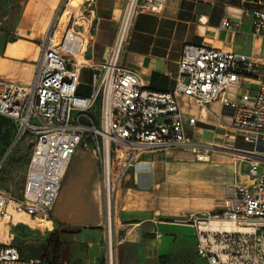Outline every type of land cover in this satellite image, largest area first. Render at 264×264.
Segmentation results:
<instances>
[{"label": "built area", "instance_id": "obj_1", "mask_svg": "<svg viewBox=\"0 0 264 264\" xmlns=\"http://www.w3.org/2000/svg\"><path fill=\"white\" fill-rule=\"evenodd\" d=\"M71 0H63L47 34L40 42V55L32 86L0 80V116L15 124L16 145L29 138L32 151L20 198L0 188V218L8 206L32 218L49 215L57 202L68 168L77 150L95 146L100 156L104 212L113 216L117 187L142 154L167 150H194L205 161L214 150L228 152L237 167V180L227 188L221 209L196 214L188 222L197 231L196 251L208 264H264V60L218 50L212 46L183 47L179 72L172 89L146 88L140 77L121 66L123 45L135 13L160 14L167 0H127L107 59L97 66L85 59L96 0H82L78 10L63 18ZM254 36L264 37V11H253ZM222 27L236 30L225 20ZM84 69L94 74L89 97L77 93ZM255 83L244 90L240 102L232 100L242 79ZM188 98L199 108L213 102L231 108V120L222 123L225 139L241 138L247 148L200 142L190 137L179 100ZM96 113V116L94 114ZM12 146V147H13ZM12 148L0 155V174ZM116 161L113 175L112 163ZM242 179V180H240ZM210 220L227 221L251 232L211 233L202 230ZM8 224L13 225L12 222ZM10 242L1 241L0 264H66L53 258H26ZM106 242L110 264L114 241ZM228 256L224 260L222 254Z\"/></svg>", "mask_w": 264, "mask_h": 264}, {"label": "crops", "instance_id": "obj_2", "mask_svg": "<svg viewBox=\"0 0 264 264\" xmlns=\"http://www.w3.org/2000/svg\"><path fill=\"white\" fill-rule=\"evenodd\" d=\"M62 1L26 0L14 30V39L0 44V80L32 86L40 55L39 44ZM126 1L96 0L94 13L87 18L90 39L85 59L89 62L99 66L107 59ZM72 9L70 13H73ZM255 10L264 11V0H167L160 14L135 13L123 45L121 66L137 74L146 88L166 92L174 86L181 52L187 44L212 46L262 63L264 37L253 34ZM225 20L236 25V30L224 29L222 23ZM62 25H65L64 18ZM85 73L90 76L91 92L85 96L89 97L93 92V76L102 71L84 69L81 79ZM81 87L80 80L77 93ZM246 89L254 91L255 83L244 78L239 89L231 91L229 97L240 102L239 95ZM179 105L184 119L197 120L195 126H186L193 139L227 147H248L241 138L225 139L223 136L221 126L231 120L234 113L231 108L219 102L199 108L188 98L180 99ZM12 125L11 153L16 136L15 124ZM196 154L189 149L148 152L128 170L117 187L112 216L114 227L135 235L127 243L139 244V236L150 233L155 235L154 240L142 244L160 246L169 230L184 226L195 228L188 224L190 217L223 207L227 188L237 180V167L231 155L214 150L208 159L198 161ZM53 208L57 223L102 227L105 218L102 175L100 156L94 145L91 148L81 146L77 150ZM122 251V248L117 251L115 248V257H120ZM62 254L61 250L59 255Z\"/></svg>", "mask_w": 264, "mask_h": 264}, {"label": "rangeland", "instance_id": "obj_3", "mask_svg": "<svg viewBox=\"0 0 264 264\" xmlns=\"http://www.w3.org/2000/svg\"><path fill=\"white\" fill-rule=\"evenodd\" d=\"M25 2L26 0H0V44L14 39V30ZM80 2L81 0H71L70 7L66 11L68 16L64 17V24L67 23L71 8L77 11ZM79 23L84 26L87 25V21L84 19L80 20ZM81 82L82 87L78 94L89 95L91 89L88 73L82 76ZM4 134H10L11 143L14 141L12 127L0 131V137ZM5 147L0 139V152ZM31 151L30 139L16 144L1 173L0 188L9 191L16 198L22 194ZM54 212L55 208L51 211L48 221L44 223L38 222L19 211H11L6 214L0 218V247L1 241L10 242L11 235H13L12 243L26 257L47 256L55 259V246L59 243L61 245L60 251L62 250L63 254L59 255L58 260L65 261L67 264H108L106 257L107 217L105 212L102 227H76L57 223ZM8 222H12L16 227L11 228V224ZM182 224L187 225L185 222ZM188 224L190 223L188 222ZM112 225L116 251L119 248L124 250L122 255L120 254L122 257L114 256L113 264H208L205 259L197 254V231L195 228L184 226L169 230L162 239V244L153 246L142 243L153 241L154 234H142L139 236V244L127 243L131 242L135 235L133 233L129 235V232L118 226L114 227V223ZM127 235H129L128 238Z\"/></svg>", "mask_w": 264, "mask_h": 264}, {"label": "bare ground", "instance_id": "obj_4", "mask_svg": "<svg viewBox=\"0 0 264 264\" xmlns=\"http://www.w3.org/2000/svg\"><path fill=\"white\" fill-rule=\"evenodd\" d=\"M68 7H70V3L68 5ZM75 11L76 10H74V12ZM11 211L23 212V211L18 210L14 204H10L8 206V213H10ZM23 213H25V212H23ZM34 219L38 222H43V223L48 221V219H45L44 217H39V218H34ZM112 223H113V221H112L111 210H109L108 215H107V238H108V242L110 244L113 243L112 242L113 241V225H112ZM201 229L205 230L207 232H211V233H222V234L233 233V232H251V230L241 229L237 225H235L231 222L217 221V220L208 221L206 224L202 225ZM222 257L224 260H228V256L225 253L222 254ZM113 258H114V255H113V253H111L110 264H113Z\"/></svg>", "mask_w": 264, "mask_h": 264}, {"label": "trees", "instance_id": "obj_5", "mask_svg": "<svg viewBox=\"0 0 264 264\" xmlns=\"http://www.w3.org/2000/svg\"><path fill=\"white\" fill-rule=\"evenodd\" d=\"M13 123L5 118H2L0 116V131H2L3 129H6V127H12L14 128V125H12ZM0 139L2 140L3 144L6 146L4 148L3 151L0 152V155H3L10 147L11 145V141H10V134H4L3 136L0 137ZM112 171H113V175L116 172V161H113L112 163ZM60 247L61 245L59 243L56 244L55 246V260H58L59 254H60ZM22 254V253H21ZM46 256H41V258H45Z\"/></svg>", "mask_w": 264, "mask_h": 264}]
</instances>
